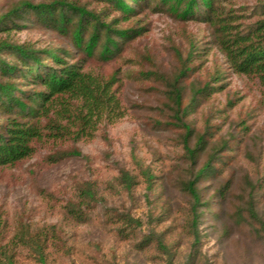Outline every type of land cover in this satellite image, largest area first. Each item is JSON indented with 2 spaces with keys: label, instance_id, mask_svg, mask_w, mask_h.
<instances>
[{
  "label": "trees",
  "instance_id": "trees-1",
  "mask_svg": "<svg viewBox=\"0 0 264 264\" xmlns=\"http://www.w3.org/2000/svg\"><path fill=\"white\" fill-rule=\"evenodd\" d=\"M0 1L4 2L0 8V170L30 160L41 148L48 150L44 160L50 165L80 157L79 144L92 142L104 124L123 116L122 67L108 73L102 68L123 60L132 44L147 36L150 14L208 26L209 37L185 32L186 49L173 45L175 64L170 72L141 69L137 73L161 82L168 114L157 121L156 129L169 133L181 147L180 171L173 181L183 199L180 226L187 245L181 264H211L202 250L208 222L215 230L221 227V237L244 226L264 248L259 198L264 175H246L240 191L235 190V173L225 175L249 138L251 126L244 118L229 122L228 114L218 122L211 120L212 114L239 104L229 91L232 74L256 82L264 103V0L251 6H236V0ZM29 30L54 34L58 42L12 38L13 33ZM214 46L224 55V65L204 71ZM219 94H226L224 106L207 109ZM133 163V170L120 168L113 182L77 181L72 195L59 204L57 222L17 218L10 223L0 209V264H55L73 250L66 228L88 224L95 214L120 239L134 241L140 251L154 247L167 264H174L177 251L167 243L169 229L156 230L158 217L150 214L143 231L145 222L130 208L109 205L105 193L121 189L131 194L142 183L148 191L158 186V176L149 165L135 156ZM41 191L51 200L58 199Z\"/></svg>",
  "mask_w": 264,
  "mask_h": 264
},
{
  "label": "rangeland",
  "instance_id": "rangeland-1",
  "mask_svg": "<svg viewBox=\"0 0 264 264\" xmlns=\"http://www.w3.org/2000/svg\"><path fill=\"white\" fill-rule=\"evenodd\" d=\"M255 0H236V6H251ZM0 1V8L4 5ZM151 31L134 42L127 53L115 63L104 65L105 73L121 66L123 87L121 104L123 116L114 123L104 124L92 142L81 143L82 156L50 165L44 160L48 152L41 148L28 161L13 168L0 170V209L8 216L10 223L17 218L35 223H52L59 220V204L74 192V184L83 179L101 183L113 182L120 168L133 170V158L138 157L149 165L158 176V186L148 191L142 183L131 194L119 191L105 193L109 205L128 207L132 213L143 219L148 226L151 214L158 217L156 230L169 229L167 243L177 251L174 264H181L187 241L181 236L180 204L183 201L179 190L173 185L178 175L181 147L174 143L169 133L158 131L157 121L168 114L167 99L161 82L155 78L138 77L139 70H161L170 72L175 64L173 45L186 49L185 32L209 37L208 26L173 20L167 14H150ZM16 41L57 43L58 37L40 30L13 33ZM149 55L141 59L140 55ZM130 59L131 61H128ZM141 59V61H140ZM140 61L141 63H137ZM225 57L213 47L207 57L204 71L215 64L224 65ZM229 91L239 104L224 112L212 114V122H218L226 114L230 119L244 118L251 126L249 138L245 141L231 167L225 170L235 173V190L240 191L246 175H264V103L258 84L253 80L232 74ZM230 94V95H231ZM226 94L208 104L207 109H219L225 104ZM228 122V123H229ZM41 189L56 196L51 200ZM261 208L264 211V187L259 192ZM170 208L171 212H166ZM160 218V219H159ZM206 223L202 250L211 264H260L264 248L244 226L234 227L225 237L220 236V226ZM68 242L73 246L70 255H62L55 264H167L163 254L150 247L138 250L135 242L120 239L112 227L105 224L101 215L84 225L66 228Z\"/></svg>",
  "mask_w": 264,
  "mask_h": 264
}]
</instances>
